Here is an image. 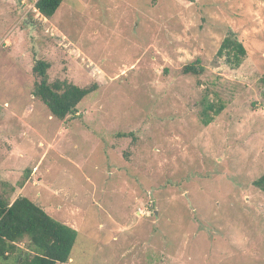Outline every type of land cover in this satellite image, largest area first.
<instances>
[{"label": "rangeland", "instance_id": "rangeland-1", "mask_svg": "<svg viewBox=\"0 0 264 264\" xmlns=\"http://www.w3.org/2000/svg\"><path fill=\"white\" fill-rule=\"evenodd\" d=\"M229 32L237 68L216 55ZM36 60L97 89L57 120ZM203 98L224 105L206 127ZM263 174L264 0H63L49 19L0 0V193L77 231L65 264H264Z\"/></svg>", "mask_w": 264, "mask_h": 264}, {"label": "trees", "instance_id": "trees-1", "mask_svg": "<svg viewBox=\"0 0 264 264\" xmlns=\"http://www.w3.org/2000/svg\"><path fill=\"white\" fill-rule=\"evenodd\" d=\"M63 0H38L35 9L44 18H51ZM231 68L241 65L246 50L232 32L222 40L216 53ZM50 64L36 60L31 69L35 78L32 96L39 100L50 115L64 120L76 111L78 104L97 89L93 84L78 87L67 81H49ZM184 75L198 76L202 73L199 62L184 66ZM201 103L200 122L208 126L222 112L224 105L209 101ZM253 186L264 194V174L253 181ZM77 231L54 218L26 197H17L9 202L0 193V264L15 257L16 264H65L70 260ZM26 241L25 250L18 244ZM16 254V255H15Z\"/></svg>", "mask_w": 264, "mask_h": 264}, {"label": "built area", "instance_id": "built-area-1", "mask_svg": "<svg viewBox=\"0 0 264 264\" xmlns=\"http://www.w3.org/2000/svg\"><path fill=\"white\" fill-rule=\"evenodd\" d=\"M37 2V0H33V9H34V11H37V10H35V3Z\"/></svg>", "mask_w": 264, "mask_h": 264}]
</instances>
